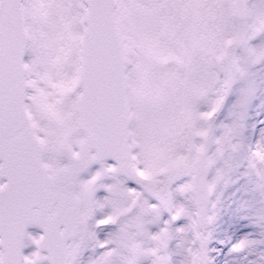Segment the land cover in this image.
<instances>
[{
  "label": "snow or ice",
  "instance_id": "6c2138e0",
  "mask_svg": "<svg viewBox=\"0 0 264 264\" xmlns=\"http://www.w3.org/2000/svg\"><path fill=\"white\" fill-rule=\"evenodd\" d=\"M0 264H264V0H0Z\"/></svg>",
  "mask_w": 264,
  "mask_h": 264
}]
</instances>
